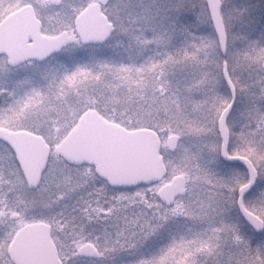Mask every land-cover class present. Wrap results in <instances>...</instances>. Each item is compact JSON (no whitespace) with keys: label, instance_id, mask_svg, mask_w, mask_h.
Instances as JSON below:
<instances>
[{"label":"snow or ice","instance_id":"1","mask_svg":"<svg viewBox=\"0 0 264 264\" xmlns=\"http://www.w3.org/2000/svg\"><path fill=\"white\" fill-rule=\"evenodd\" d=\"M0 264H264V0H0Z\"/></svg>","mask_w":264,"mask_h":264}]
</instances>
